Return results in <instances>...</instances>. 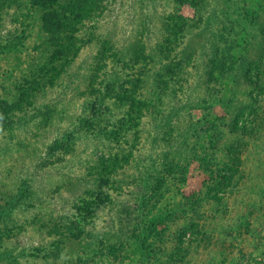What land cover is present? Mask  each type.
Here are the masks:
<instances>
[{
  "label": "rangeland",
  "instance_id": "rangeland-1",
  "mask_svg": "<svg viewBox=\"0 0 264 264\" xmlns=\"http://www.w3.org/2000/svg\"><path fill=\"white\" fill-rule=\"evenodd\" d=\"M206 4L0 0V264H264V0H223L212 34L184 57ZM103 40L120 76L107 92L120 104L116 150L84 138L52 152ZM47 107L60 109L50 123ZM208 203L225 227L214 249Z\"/></svg>",
  "mask_w": 264,
  "mask_h": 264
},
{
  "label": "trees",
  "instance_id": "trees-1",
  "mask_svg": "<svg viewBox=\"0 0 264 264\" xmlns=\"http://www.w3.org/2000/svg\"><path fill=\"white\" fill-rule=\"evenodd\" d=\"M89 1H92V0H82V2L85 4V8L89 9ZM177 1L180 4H185V3L191 4L192 5L191 7L194 10L197 9L199 13L201 10L206 9L205 5H207L206 3L208 2V0H177ZM222 5H223V0H215V4H212V6L210 7V10H209L208 16H207V20H206V23L204 24V26L199 27V26H196L197 25L196 24V25H193L195 27L189 26L188 28L185 29V31L193 32L192 33L193 37H191V42L193 43V45L189 46L190 52L188 51V53H186V54L183 53L184 57L188 56L189 54L192 55L191 52H193L195 50V48H197L198 46L202 47L204 45L207 36L209 37V34L211 33L212 27L217 23L216 20L219 19V17H220V11L222 10ZM200 16L202 18L200 17L201 21H199V22L202 23L203 13ZM194 29H196V32H194ZM152 31H154V30H152ZM213 31L214 30H212V32ZM98 38H100V36ZM199 39H201L203 41L200 42L199 45H197L196 40H199ZM69 40L72 41V40H74V38H69ZM108 43H109V41L103 40L101 42V50L97 51V53L95 55L94 60L95 61L97 60L98 63L96 65L97 67H96L94 74H92V75H88V74L85 75L84 73L79 74L78 81L80 79H84V78L86 80H88L87 84H85L83 82V89H80L79 86L76 87V90L80 91L79 94L81 96H83L82 102H81L79 108H77V111L74 112V110H73V112L71 114L72 115L71 119L73 120L72 122L74 123L73 127L70 130L60 129L61 130V136L57 137L55 144L50 145V149L52 150V152H56L61 148H64L65 150L69 149L72 147V145H75V143H77L78 140H82L84 138H85V141H83L81 143L90 142L91 146H95V148H101V147L107 148L108 147L109 150L110 149L116 150V147L113 146V144L111 142L112 141L111 136H112V133L114 131V127H113V123L111 121V117L113 118V121H114V118L116 115L113 113L114 112L113 107L116 108L120 104H114V101L112 103L113 105L111 103H109L108 102L109 96L107 95V92H112V93L116 92V88H118V82L120 81V76L118 74L109 73L107 71V66H109V64L107 63V60L109 57V55L107 54ZM204 47H206V46H204ZM70 50L71 49H69V52H70ZM120 55H121V57L119 58L118 56H120ZM120 55L114 53V57L118 59L117 62L121 63V61H119V60H122L121 58L123 55L121 53H120ZM161 65H162V63H161ZM263 75H264V73L261 71H258L256 73V83L262 84L264 82ZM242 76L245 77V80L248 84H250V82L254 81L253 76L251 74L248 75L247 72H245L244 75H242ZM100 87H102V88H100ZM153 89H154V85H153ZM153 92H154V90H153ZM154 93L158 94L157 92H154ZM235 95H236V93H235ZM139 104L140 103H138V107H140V109H142L146 105L145 102L141 103V106H139ZM56 109L57 108H55V107H47L46 108L48 115L51 117V118L45 119L47 123L55 121L52 117H53V115H54L53 113L55 112ZM59 110L60 109L56 110L57 113L60 112ZM173 110L174 111H172L171 119L173 118L176 120V117L178 116V114L181 113L182 109H180L177 106V104H175V107H173ZM227 124H228L227 120L224 119L223 120V126L225 128H226ZM232 126L234 127L233 131H236V130L237 131L239 130L241 132L243 131V130H241L242 126L241 125L239 126L238 122H236V125H232ZM220 132H224V130L220 131ZM82 134H85V135H82ZM82 136H85V137H82ZM211 159H212L211 161L209 160V162H211V164H212V161L213 162L218 161V159H213V157ZM224 174L225 175H223L221 177H222V179L227 180L228 176L226 175V173H224ZM218 176H219V174H218ZM27 180L28 179L24 180V183H25L24 191L25 192H22L24 194V196H25V194L29 188V187L27 188V185H26ZM224 182L219 184L218 190H220L221 188L224 187ZM227 184H231L229 180L226 182L225 186H227ZM28 193H31V192H28ZM35 193H36V191H35ZM210 198L215 199L217 202H221L224 197L220 196L218 193H215V194L211 195ZM223 203L224 202L222 201V204ZM18 204H19V201H15L13 203V205L11 204V206L8 208V211L11 210V212H12L13 211L12 208L14 206L16 207V205H18ZM208 206H209V209L215 213L213 215L214 217H212V218H214L215 221H209L205 225L206 229L210 232V235H208L205 238H206V241L208 242V247H211L212 249H214V248H218L220 244H223V245L226 244L225 238H223L222 236H219L222 233L221 228H225V227H224V225L218 223L219 222L218 218L222 213L221 212L222 207L216 206L217 208H215L214 206H212L209 203H208ZM152 228H155V227H152ZM164 233H165V231H164ZM74 238H77V237H74ZM159 238H158V241L161 243L163 240H165V238H163V232H160ZM91 242H93V241H90V243ZM138 242H139L140 246L142 247L143 246L142 236H141V239L139 237ZM210 256L212 257V254Z\"/></svg>",
  "mask_w": 264,
  "mask_h": 264
}]
</instances>
